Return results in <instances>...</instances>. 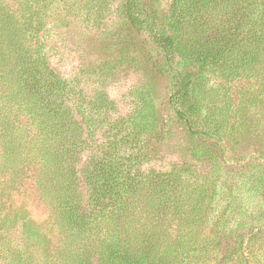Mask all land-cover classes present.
<instances>
[{"label":"trees","instance_id":"16d2710c","mask_svg":"<svg viewBox=\"0 0 264 264\" xmlns=\"http://www.w3.org/2000/svg\"><path fill=\"white\" fill-rule=\"evenodd\" d=\"M113 4L0 0V262L191 264L202 243L215 247L223 233L232 245L208 264L239 260L264 231V210L240 213L248 228L234 237L226 219H210L236 108L209 76L255 81L259 93L245 105L264 96V0ZM110 15L115 21L106 25ZM77 24L96 31L102 52L90 93L51 67L42 41L51 25ZM126 71L140 82L130 90L131 112L117 116L106 82ZM175 123L189 158L210 167L205 173L187 163L141 169L170 141ZM252 166L251 185L264 201L261 164ZM28 173L49 225L14 200ZM205 223L211 235L201 243Z\"/></svg>","mask_w":264,"mask_h":264},{"label":"rangeland","instance_id":"374dc122","mask_svg":"<svg viewBox=\"0 0 264 264\" xmlns=\"http://www.w3.org/2000/svg\"><path fill=\"white\" fill-rule=\"evenodd\" d=\"M113 2L112 7L118 3V0ZM168 3L169 0H162L164 8H167ZM112 21L114 22L115 18L110 15L105 24L110 25ZM97 36L96 31L80 24L68 29L51 25L42 35L51 67L65 79H76L87 93L97 87V82L100 80L95 72L102 60V52L97 49ZM139 82L140 77L132 71L122 72L117 78L107 80L106 91L109 98L115 102L117 116L131 112L130 90ZM209 85L220 94H228L236 108L235 115L230 120L234 130H231L224 140L226 158L225 161L218 163L221 177L216 185L217 196L210 212L212 222L217 218L227 220L225 231L227 233L233 231L231 237H234L236 234L245 233L248 228L243 218L238 217L240 213L264 210V201L261 200L260 194L255 192L249 178L255 172L252 165L261 164L264 175V96L258 95V103L245 105L244 100L259 93L260 87L253 80L225 82L218 77L209 76ZM164 87L165 84H161L160 90H164ZM172 127L173 136L170 141L159 146L157 156L144 164L141 169L167 171L174 165L187 163L195 167L198 173L208 171L210 169L208 165L197 164L189 158V146L181 133L180 125L175 123ZM240 167L242 170H239ZM82 190L85 191L84 188ZM234 198L233 205L227 206L229 199ZM240 198L242 203L245 201L247 203L244 207L240 206ZM14 200L17 204L22 203L25 206L29 216L36 223L51 224L49 209L41 201L31 173L27 174L21 188L14 194ZM198 230L202 243L204 236L210 234L211 224L205 223ZM219 237L216 240L218 243L214 242V245L220 247H213L211 244L203 246L202 243L200 253L196 252V258L191 264L213 263L217 256L222 255L221 249L225 245H232L231 239H224V233ZM225 264H264V231L256 233V238L251 241L250 253L239 260L228 261Z\"/></svg>","mask_w":264,"mask_h":264}]
</instances>
